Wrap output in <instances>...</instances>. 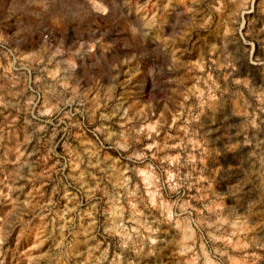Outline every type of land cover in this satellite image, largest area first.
Here are the masks:
<instances>
[{
    "label": "rangeland",
    "instance_id": "obj_1",
    "mask_svg": "<svg viewBox=\"0 0 264 264\" xmlns=\"http://www.w3.org/2000/svg\"><path fill=\"white\" fill-rule=\"evenodd\" d=\"M0 264H264V0H0Z\"/></svg>",
    "mask_w": 264,
    "mask_h": 264
}]
</instances>
